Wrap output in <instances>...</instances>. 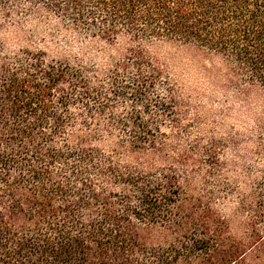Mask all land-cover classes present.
I'll return each instance as SVG.
<instances>
[{
  "label": "trees",
  "instance_id": "16d2710c",
  "mask_svg": "<svg viewBox=\"0 0 264 264\" xmlns=\"http://www.w3.org/2000/svg\"><path fill=\"white\" fill-rule=\"evenodd\" d=\"M163 45L215 65L219 134ZM0 264H264V0H0Z\"/></svg>",
  "mask_w": 264,
  "mask_h": 264
},
{
  "label": "rangeland",
  "instance_id": "374dc122",
  "mask_svg": "<svg viewBox=\"0 0 264 264\" xmlns=\"http://www.w3.org/2000/svg\"><path fill=\"white\" fill-rule=\"evenodd\" d=\"M31 30V28H27L24 35L11 32L4 36V38H7L13 46L17 44L18 46H25L27 44L43 46L53 56H64L65 54H69V52L76 53L79 51L80 46L70 48L66 43L68 40H75L74 38L46 35L43 28L36 36L32 34ZM155 52L157 56L168 64L173 77L179 80L182 86V98L185 101H190L188 102L189 104L183 107L188 109L190 116L198 118L199 122L197 123L199 124L193 126L192 129L193 136L210 132L219 134L220 126L216 128L215 117L221 111L230 108V106L225 101V98H223V92L218 88V85L216 86V82L214 81L213 68H215V65L208 60H202L193 52L174 46H159ZM245 122V119L240 118L239 115H235L233 119H227V126H233V124L242 126ZM227 157L230 158L231 155L229 154ZM255 160L259 162L256 157Z\"/></svg>",
  "mask_w": 264,
  "mask_h": 264
}]
</instances>
